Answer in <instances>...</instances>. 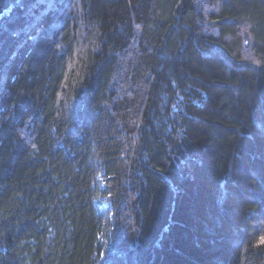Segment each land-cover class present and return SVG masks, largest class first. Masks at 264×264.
Wrapping results in <instances>:
<instances>
[{"label":"trees","instance_id":"16d2710c","mask_svg":"<svg viewBox=\"0 0 264 264\" xmlns=\"http://www.w3.org/2000/svg\"><path fill=\"white\" fill-rule=\"evenodd\" d=\"M0 264H264V0H0Z\"/></svg>","mask_w":264,"mask_h":264}]
</instances>
